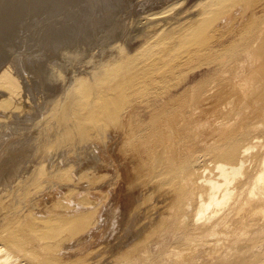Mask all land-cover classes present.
<instances>
[{"label":"bare ground","instance_id":"obj_1","mask_svg":"<svg viewBox=\"0 0 264 264\" xmlns=\"http://www.w3.org/2000/svg\"><path fill=\"white\" fill-rule=\"evenodd\" d=\"M160 1L49 72L56 138L0 154V264H264V0Z\"/></svg>","mask_w":264,"mask_h":264},{"label":"rangeland","instance_id":"obj_2","mask_svg":"<svg viewBox=\"0 0 264 264\" xmlns=\"http://www.w3.org/2000/svg\"><path fill=\"white\" fill-rule=\"evenodd\" d=\"M159 3L160 0H0V74L7 64L14 65L11 69L19 82L16 95L21 101V108H15L13 114L0 107V119H4L0 121V154L10 153L15 139L24 138L26 134L31 138V145H35L39 137L45 141L48 136L56 138V131L54 134L46 121L40 126L38 120L41 117L36 115L40 116V110L49 107L45 102L64 91L59 80H49L52 68L64 66L73 70L75 65H83L86 59L95 58L106 48L107 34L112 29L119 36H135L136 28L142 26L140 18L157 11ZM131 20L134 22L130 24ZM88 36L91 40L94 36L95 39L90 40L92 43ZM7 93L5 87H0V98H5ZM27 116L31 120H26Z\"/></svg>","mask_w":264,"mask_h":264}]
</instances>
